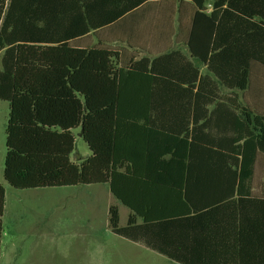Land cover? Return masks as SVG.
Returning <instances> with one entry per match:
<instances>
[{"label": "trees", "instance_id": "1", "mask_svg": "<svg viewBox=\"0 0 264 264\" xmlns=\"http://www.w3.org/2000/svg\"><path fill=\"white\" fill-rule=\"evenodd\" d=\"M167 13L190 58L74 43L132 14L112 41L143 47ZM259 68L264 0H0L4 179L17 189L106 183L131 210L120 226L110 206L114 233L181 264H264V191L251 185L264 112L236 93ZM76 129L90 150L79 160ZM5 202L0 182V245Z\"/></svg>", "mask_w": 264, "mask_h": 264}, {"label": "rangeland", "instance_id": "2", "mask_svg": "<svg viewBox=\"0 0 264 264\" xmlns=\"http://www.w3.org/2000/svg\"><path fill=\"white\" fill-rule=\"evenodd\" d=\"M9 105L0 99V182L6 188L0 264H181L112 231L109 208L125 226L130 209L108 184L17 189L3 175ZM73 160L90 154L74 130ZM251 180V185L254 184Z\"/></svg>", "mask_w": 264, "mask_h": 264}, {"label": "crops", "instance_id": "3", "mask_svg": "<svg viewBox=\"0 0 264 264\" xmlns=\"http://www.w3.org/2000/svg\"><path fill=\"white\" fill-rule=\"evenodd\" d=\"M93 22L104 19L98 12L91 15ZM133 15H127L122 19L115 21L109 25L99 27L98 29H91L87 34L79 36L74 40V43L79 46H94L99 43H107L111 46L124 49L125 55L135 56L136 58L148 57L155 58L164 53L176 50L182 55L190 58V53L187 45L184 43L186 32L179 28L178 16L176 13H167L165 20V28L160 34L159 40H152L150 37L146 39L143 47L130 48L126 43L121 41H112L116 37H125L126 34L119 32V28L128 29L129 23L132 25ZM155 22V21H154ZM120 23V24H119ZM119 25H124L119 27ZM161 27V23L158 24ZM153 26V23H151ZM161 29V28H160ZM201 71L205 73V65L201 66ZM238 99L242 104H247L257 110L264 112V68H259L256 72L249 90L237 91ZM221 95L234 97V93H230L228 89L221 87ZM154 115V113H153ZM192 126V125H191ZM209 131V130H207ZM210 132H214L211 129ZM88 156V155H87ZM86 156V157H87ZM255 182L253 190L255 193H263L264 191V154L261 153L257 157L255 163ZM131 211V210H130ZM131 213V212H130Z\"/></svg>", "mask_w": 264, "mask_h": 264}]
</instances>
